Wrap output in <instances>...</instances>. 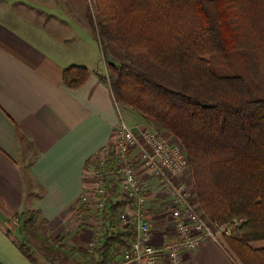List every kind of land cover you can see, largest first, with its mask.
I'll use <instances>...</instances> for the list:
<instances>
[{
	"label": "trees",
	"instance_id": "1",
	"mask_svg": "<svg viewBox=\"0 0 264 264\" xmlns=\"http://www.w3.org/2000/svg\"><path fill=\"white\" fill-rule=\"evenodd\" d=\"M91 1L115 103L181 144L196 209L214 226L237 220L228 246L241 264H264V249L248 246L264 241V0ZM88 74L70 66L62 81L75 88ZM24 214L20 231L42 258L68 264L74 250ZM104 220L116 223L115 208ZM135 239L134 227L106 233L84 264H119ZM19 249L38 264L26 241Z\"/></svg>",
	"mask_w": 264,
	"mask_h": 264
},
{
	"label": "crops",
	"instance_id": "2",
	"mask_svg": "<svg viewBox=\"0 0 264 264\" xmlns=\"http://www.w3.org/2000/svg\"><path fill=\"white\" fill-rule=\"evenodd\" d=\"M87 2L0 0V264H32L7 227L11 217L34 211L46 226L59 229L66 222L69 230L90 185L86 167L123 121L86 18ZM70 66L89 73L75 88L62 81ZM151 127L141 119L131 129ZM150 207V243L172 244L176 233L164 212L156 200ZM226 240L201 241L182 253L184 264H241ZM248 246L264 249V241Z\"/></svg>",
	"mask_w": 264,
	"mask_h": 264
},
{
	"label": "built area",
	"instance_id": "3",
	"mask_svg": "<svg viewBox=\"0 0 264 264\" xmlns=\"http://www.w3.org/2000/svg\"><path fill=\"white\" fill-rule=\"evenodd\" d=\"M85 173L90 185L80 198L82 210L76 212L90 236L87 250L99 246L106 233L114 236L129 227L136 231L119 264H157L161 258L165 264H184V251H195L205 239L229 237L239 224L233 220L211 225L193 206L183 181L189 175L185 152L176 139L155 127L131 129L121 121L112 142L93 157ZM154 200L176 233L172 244L150 243ZM112 208L116 223L109 226L104 216Z\"/></svg>",
	"mask_w": 264,
	"mask_h": 264
},
{
	"label": "rangeland",
	"instance_id": "4",
	"mask_svg": "<svg viewBox=\"0 0 264 264\" xmlns=\"http://www.w3.org/2000/svg\"><path fill=\"white\" fill-rule=\"evenodd\" d=\"M85 2L87 1L85 0ZM87 6L92 7L91 0L87 2ZM101 59V63H103L102 68L104 70L105 63L103 55ZM119 108L121 111H123L122 118L127 127L132 128V126L140 124L142 118L137 113L133 112L130 109L126 110L123 106H120ZM189 178L190 174H187L183 181L185 182L186 190L190 194L192 193V182ZM30 214H24L22 216L17 215L16 217H11L7 222V227L13 232L15 239L19 244L23 241L27 242L30 253L36 259V261L38 259L40 264H61V262L57 260L52 262H47L44 259L42 260V256L38 253L36 248L28 242V239L25 237L24 233H21L20 230L22 228V222L25 219H28L29 216L31 217ZM71 218L72 222L68 225V227L70 226L69 230H66L67 228L65 229V226L67 225L66 222L62 223L59 229H52L50 225L46 226L40 218L38 219L36 225L39 226V228L41 229L42 237L44 239H47L50 244H53L57 247L62 246L66 253L70 252L71 250H74V253L70 255V260L68 261V264H84L85 260L87 259V254L90 252L89 250H87L90 236L86 228H84V226L82 227L78 215H71ZM80 234H84V237L80 236Z\"/></svg>",
	"mask_w": 264,
	"mask_h": 264
}]
</instances>
